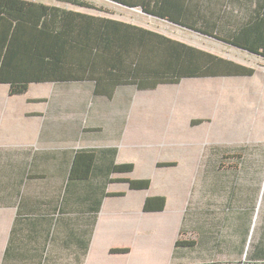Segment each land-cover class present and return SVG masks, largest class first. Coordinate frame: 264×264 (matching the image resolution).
Instances as JSON below:
<instances>
[{
    "label": "crops",
    "instance_id": "1",
    "mask_svg": "<svg viewBox=\"0 0 264 264\" xmlns=\"http://www.w3.org/2000/svg\"><path fill=\"white\" fill-rule=\"evenodd\" d=\"M218 1L264 32V0ZM231 46L263 64L198 46L256 71L121 85L112 96L86 80L32 82L20 94L0 83V264L246 263L264 235V56ZM128 162L132 172L115 171ZM157 195L165 208L146 210Z\"/></svg>",
    "mask_w": 264,
    "mask_h": 264
},
{
    "label": "trees",
    "instance_id": "2",
    "mask_svg": "<svg viewBox=\"0 0 264 264\" xmlns=\"http://www.w3.org/2000/svg\"><path fill=\"white\" fill-rule=\"evenodd\" d=\"M112 1L139 7L151 16L264 56L261 25L251 26L248 24L251 20L231 18L230 2ZM69 2L107 11L88 0ZM255 71V67L111 16L44 5L41 1L0 0V83H7L11 94L25 93L32 82L86 80L95 82V93L112 96L121 85L134 84L138 89L151 90L160 84L179 83L184 78L250 76ZM239 165L230 163L228 169H237ZM243 168L244 165L240 169ZM114 169L118 173L132 172L134 164H115ZM116 182H127L131 189H148L151 179L118 177ZM165 205V197L157 195L148 197L145 207L148 211L163 210ZM125 250L112 248L113 252ZM244 264H264V235L252 243Z\"/></svg>",
    "mask_w": 264,
    "mask_h": 264
},
{
    "label": "rangeland",
    "instance_id": "3",
    "mask_svg": "<svg viewBox=\"0 0 264 264\" xmlns=\"http://www.w3.org/2000/svg\"><path fill=\"white\" fill-rule=\"evenodd\" d=\"M90 3L97 5L98 7H103L106 12L99 11L95 9H88V7L84 8L91 13H103L106 16H111L114 18H119L120 20H130L135 19L139 24L150 27L152 30L160 31L168 36L173 38L181 39L184 42L198 45L199 47H204L210 50H215L224 55H229L232 57H243L239 54H245L244 51H240L232 47L230 44L223 42L220 39L215 38L214 36L203 35L198 31L185 28L181 25H175L172 22L167 21V19L159 18L155 16H151L142 11L141 8H138V12L133 11L128 8V6H124L116 1L112 0H88ZM66 5H70L67 3ZM239 53V54H238ZM243 58L247 63H253L255 65H262V59L258 56H251L250 54H246ZM248 58V59H247ZM220 79V78H219ZM232 164V163H231ZM255 165H248V169L252 171V168ZM257 167V165H256ZM262 167V166H261Z\"/></svg>",
    "mask_w": 264,
    "mask_h": 264
},
{
    "label": "built area",
    "instance_id": "4",
    "mask_svg": "<svg viewBox=\"0 0 264 264\" xmlns=\"http://www.w3.org/2000/svg\"><path fill=\"white\" fill-rule=\"evenodd\" d=\"M57 1H65V2H69V0H57Z\"/></svg>",
    "mask_w": 264,
    "mask_h": 264
}]
</instances>
